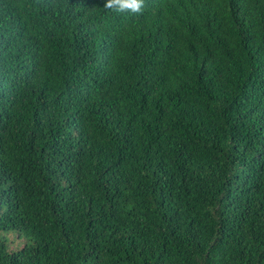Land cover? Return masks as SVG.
Returning a JSON list of instances; mask_svg holds the SVG:
<instances>
[{
  "label": "trees",
  "instance_id": "trees-1",
  "mask_svg": "<svg viewBox=\"0 0 264 264\" xmlns=\"http://www.w3.org/2000/svg\"><path fill=\"white\" fill-rule=\"evenodd\" d=\"M0 0V264H264V0Z\"/></svg>",
  "mask_w": 264,
  "mask_h": 264
},
{
  "label": "clouds",
  "instance_id": "clouds-1",
  "mask_svg": "<svg viewBox=\"0 0 264 264\" xmlns=\"http://www.w3.org/2000/svg\"><path fill=\"white\" fill-rule=\"evenodd\" d=\"M144 7V0H107L105 9L116 12H131L132 14L141 13Z\"/></svg>",
  "mask_w": 264,
  "mask_h": 264
}]
</instances>
